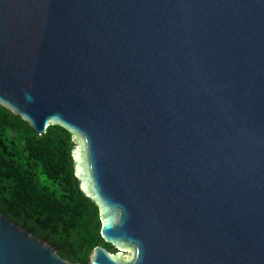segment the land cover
Returning a JSON list of instances; mask_svg holds the SVG:
<instances>
[{"label": "water", "instance_id": "1", "mask_svg": "<svg viewBox=\"0 0 264 264\" xmlns=\"http://www.w3.org/2000/svg\"><path fill=\"white\" fill-rule=\"evenodd\" d=\"M0 105L73 134L86 264H264V0H0ZM0 264H79L0 212Z\"/></svg>", "mask_w": 264, "mask_h": 264}, {"label": "trees", "instance_id": "2", "mask_svg": "<svg viewBox=\"0 0 264 264\" xmlns=\"http://www.w3.org/2000/svg\"><path fill=\"white\" fill-rule=\"evenodd\" d=\"M73 134L50 124L38 134L0 105V212L73 263L86 264L94 248H116L100 235L98 205L75 176Z\"/></svg>", "mask_w": 264, "mask_h": 264}, {"label": "rangeland", "instance_id": "3", "mask_svg": "<svg viewBox=\"0 0 264 264\" xmlns=\"http://www.w3.org/2000/svg\"><path fill=\"white\" fill-rule=\"evenodd\" d=\"M124 250H125V248L124 249H121V250H117V251H115V252H119V253H124Z\"/></svg>", "mask_w": 264, "mask_h": 264}]
</instances>
